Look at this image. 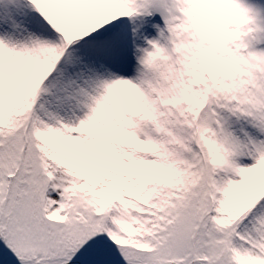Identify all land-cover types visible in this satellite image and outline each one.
Returning <instances> with one entry per match:
<instances>
[{
  "label": "snow or ice",
  "instance_id": "snow-or-ice-1",
  "mask_svg": "<svg viewBox=\"0 0 264 264\" xmlns=\"http://www.w3.org/2000/svg\"><path fill=\"white\" fill-rule=\"evenodd\" d=\"M0 264H264V0H0Z\"/></svg>",
  "mask_w": 264,
  "mask_h": 264
}]
</instances>
